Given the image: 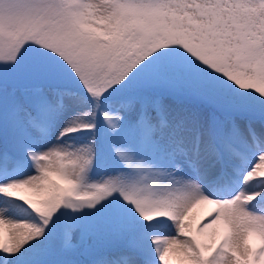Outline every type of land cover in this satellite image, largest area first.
<instances>
[{"label": "snow or ice", "instance_id": "snow-or-ice-1", "mask_svg": "<svg viewBox=\"0 0 264 264\" xmlns=\"http://www.w3.org/2000/svg\"><path fill=\"white\" fill-rule=\"evenodd\" d=\"M0 264H264V0H0Z\"/></svg>", "mask_w": 264, "mask_h": 264}, {"label": "rangeland", "instance_id": "rangeland-1", "mask_svg": "<svg viewBox=\"0 0 264 264\" xmlns=\"http://www.w3.org/2000/svg\"><path fill=\"white\" fill-rule=\"evenodd\" d=\"M205 206H207V207H205ZM205 209V210H204ZM213 210V206H211V205H204V208L200 211V212H198L197 214L199 215L198 217V223L200 224V221L201 222H205V219L207 218H209L210 219V217L208 216V213L209 212H211ZM206 211V212H205ZM209 211V212H208ZM202 215V216H201ZM192 216L194 217V219H196V213H193L192 214ZM205 216V217H204ZM201 217V218H200ZM203 217H204V219H203ZM195 222V221H194ZM197 223V225H199Z\"/></svg>", "mask_w": 264, "mask_h": 264}, {"label": "bare ground", "instance_id": "bare-ground-1", "mask_svg": "<svg viewBox=\"0 0 264 264\" xmlns=\"http://www.w3.org/2000/svg\"><path fill=\"white\" fill-rule=\"evenodd\" d=\"M205 207H207V206H205ZM203 208H204V205H200V206H198L196 209L193 210V213H196V219H194V221H195L194 223H195V224L198 223V218H199V217H198L199 215H198L197 213L200 212ZM204 210H205V209H204ZM205 212H206V211H205ZM208 212H209V211H208ZM201 216H202V215H201ZM204 217H205V216H204ZM204 217H203V219H204ZM200 218H201V217H200ZM208 219H209V218H208ZM201 221H202V220H201ZM201 221H200V224L203 223V222H201ZM198 224H199V223H198Z\"/></svg>", "mask_w": 264, "mask_h": 264}]
</instances>
